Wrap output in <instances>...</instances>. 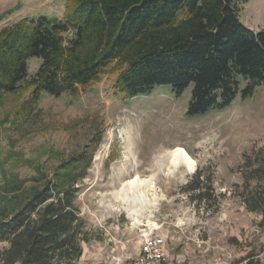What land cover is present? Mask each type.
Here are the masks:
<instances>
[{
	"label": "rangeland",
	"instance_id": "rangeland-1",
	"mask_svg": "<svg viewBox=\"0 0 264 264\" xmlns=\"http://www.w3.org/2000/svg\"><path fill=\"white\" fill-rule=\"evenodd\" d=\"M66 4L0 0V14L12 11L0 21V32L25 18H61ZM239 20L251 31L264 29V0L243 2ZM40 63L28 61L30 75ZM118 74L111 66L75 95H43L29 113L23 109L29 90L0 99V196L7 181H30L39 172L51 177L63 161L93 151L75 201L88 240L76 264H126L149 234L165 240L163 264H243L251 254L264 259L260 217L237 196L243 155L264 146V86L221 111L190 117V88L177 98L160 86L127 99L117 88ZM175 147L195 161L192 174L183 167L169 170L167 152ZM196 173L211 176L220 196L216 209L198 207L183 192ZM136 175L153 191L129 187Z\"/></svg>",
	"mask_w": 264,
	"mask_h": 264
},
{
	"label": "trees",
	"instance_id": "trees-1",
	"mask_svg": "<svg viewBox=\"0 0 264 264\" xmlns=\"http://www.w3.org/2000/svg\"><path fill=\"white\" fill-rule=\"evenodd\" d=\"M246 0H67L63 17L22 19L0 32V99L29 90L28 113L43 95H75L109 67L119 69L124 98L169 86L190 88L186 115L221 111L264 86V29L239 20ZM12 11L0 14L2 21ZM41 60L33 75L28 61ZM93 151L63 161L51 177L12 179L0 196V264H76L87 242L76 206ZM237 196L264 230V146L243 155ZM190 201L220 204L212 178L194 174L182 188ZM247 255L243 264H264Z\"/></svg>",
	"mask_w": 264,
	"mask_h": 264
},
{
	"label": "bare ground",
	"instance_id": "bare-ground-1",
	"mask_svg": "<svg viewBox=\"0 0 264 264\" xmlns=\"http://www.w3.org/2000/svg\"><path fill=\"white\" fill-rule=\"evenodd\" d=\"M161 121H163V120H161ZM167 157H168V164H166V165L169 166V170L171 168L172 169H177L179 167H183V168H185L187 173L192 174L195 171V169H196L195 161L189 156V154L184 150V148L175 147V148H173L171 150H168ZM164 160H165V158H164ZM164 160H162L161 166L164 165V162H165ZM159 167H160V165H159ZM127 185L129 187H131V188H133L135 186H137L138 188H139V186L141 188L147 186L148 189H150L151 191H153V189H154V187L152 186V183L150 181L141 180V178L138 175H136L133 179L129 180ZM145 195H144V193H139V196L142 197V200H145V199H143L145 197ZM153 196H155V194H153ZM140 197H138V198H140Z\"/></svg>",
	"mask_w": 264,
	"mask_h": 264
},
{
	"label": "built area",
	"instance_id": "built-area-1",
	"mask_svg": "<svg viewBox=\"0 0 264 264\" xmlns=\"http://www.w3.org/2000/svg\"><path fill=\"white\" fill-rule=\"evenodd\" d=\"M166 258L165 240L149 234L142 237L139 254L126 264H163Z\"/></svg>",
	"mask_w": 264,
	"mask_h": 264
},
{
	"label": "crops",
	"instance_id": "crops-1",
	"mask_svg": "<svg viewBox=\"0 0 264 264\" xmlns=\"http://www.w3.org/2000/svg\"><path fill=\"white\" fill-rule=\"evenodd\" d=\"M139 254V253H138Z\"/></svg>",
	"mask_w": 264,
	"mask_h": 264
}]
</instances>
